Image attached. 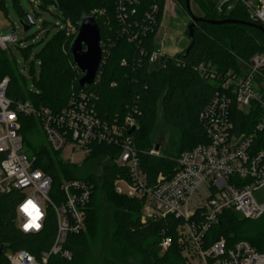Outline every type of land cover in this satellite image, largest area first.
<instances>
[{
	"label": "trees",
	"instance_id": "16d2710c",
	"mask_svg": "<svg viewBox=\"0 0 264 264\" xmlns=\"http://www.w3.org/2000/svg\"><path fill=\"white\" fill-rule=\"evenodd\" d=\"M166 1L142 0L137 14L131 17L132 23H143L150 6L155 2L160 6L155 31L142 36L140 45L137 40L130 42L129 33L123 32L116 0H43L45 4H56L57 16L65 24L70 21L78 26L84 15L95 18L100 27L102 44L105 43L108 49L105 62L99 67L100 79L91 85L79 84L83 73L77 69L70 53L75 35H67L66 30L62 29L38 53L41 61L38 91L28 89L27 80L18 71L16 60L0 47V78L9 79L8 97L29 100L36 108L60 111L71 96L81 91L93 92L98 113L108 120L116 116L123 119L131 109L136 108L137 123L131 134L135 138L143 169L151 181L159 173L172 175L177 168L176 159L184 151L208 143L200 115L220 86L201 77L196 66L208 61L220 71L232 70L243 74L251 58L264 51V32L252 25L259 23L250 20L243 5H237L229 13H219L214 0H197L203 10L200 17L206 21H199L194 26V43L188 53L186 50L191 41L165 66L151 69L141 50L153 49ZM175 1L187 10L185 0ZM13 4L21 20L28 21L19 0H13ZM225 19L240 22L211 24L207 21ZM187 32L189 34V29ZM113 83L116 85L112 86ZM160 108L165 123L180 133L179 154L176 156L148 153L153 147L151 135L156 128ZM231 118L237 132L250 133L259 119V110L256 108L246 113L232 103ZM20 120L25 144L31 156L36 157V165L53 179V196L66 179H85L95 185L88 208L87 230L70 238L74 258L56 257L53 259L55 264H125L130 259L137 264H186L176 232L182 220L168 215L143 223V202L116 192L115 180L127 176V171L114 162L117 148L93 145L82 163L73 164L63 159L62 152L48 146L36 116H20ZM254 149H264V132L257 135ZM93 166L94 170L86 172V167ZM101 166L102 172L98 174L96 170ZM21 199L19 190L0 192V262L8 251L26 249L38 254L42 249H49L53 242V217L39 234H25L19 230L17 206ZM164 237L172 240L165 251L160 246ZM221 237L230 242L248 240L264 252V215L252 220L241 218L230 210L223 212L219 223L207 233L206 244L209 246ZM95 246H100L97 252ZM54 262L51 260L50 264Z\"/></svg>",
	"mask_w": 264,
	"mask_h": 264
},
{
	"label": "built area",
	"instance_id": "2783aa9c",
	"mask_svg": "<svg viewBox=\"0 0 264 264\" xmlns=\"http://www.w3.org/2000/svg\"><path fill=\"white\" fill-rule=\"evenodd\" d=\"M168 2L164 4L160 26L165 19ZM214 2L219 13H229L237 5H243L250 20L264 27V0ZM141 3L142 0H116L123 32L129 33L130 42L137 40L140 45L142 36L155 31L160 11L159 4L155 2L147 10L143 23H132L131 17L137 14ZM159 28L153 49L141 50L151 69L165 66L174 57L157 45L155 38ZM63 29L67 35L78 32V26L70 21ZM6 40H16V36L0 35V45L4 49ZM101 48L100 65L104 64L108 52L102 41ZM196 70L201 77L220 86L200 115L208 143L184 151L176 159L175 172L168 176L159 173L154 181L142 167L139 150L131 134L137 123L136 108L123 119L116 116L108 120L98 113L94 93L85 91L71 96L60 111L36 108L29 100L8 97L9 79L0 78V192L14 189L21 192L22 199L17 206V226L21 232L39 234L51 217L55 223V235L49 249H42L38 254L26 249L8 251L0 264H50L56 257L73 259L70 238L87 230L88 208L95 189L89 180L66 179L58 193L52 195V177L36 165L35 156L24 151L20 116L29 115L39 119L46 142L55 151L69 149L72 154L83 151L86 157L93 145L117 148L114 162L127 171V176L115 180V190L143 202V223L168 215L182 220L176 232L186 264H264V252L248 240L230 242L221 237L209 246L206 244L207 233L219 223L223 212L230 210L241 218L252 220L264 215V201L259 202L255 197V193L264 188V149H254L257 135L264 132V51L251 58L243 74L232 70L220 71L208 61L199 63ZM99 79L97 72L93 83ZM232 103L246 113L256 108L259 110V119L250 133L236 131L231 118ZM148 153L154 155L153 150ZM171 243L170 237H164L160 246L165 251Z\"/></svg>",
	"mask_w": 264,
	"mask_h": 264
},
{
	"label": "rangeland",
	"instance_id": "374dc122",
	"mask_svg": "<svg viewBox=\"0 0 264 264\" xmlns=\"http://www.w3.org/2000/svg\"><path fill=\"white\" fill-rule=\"evenodd\" d=\"M19 2L25 14L32 16L35 25L30 30L25 31L21 24V18L14 8L13 0H0V35L1 37H8L13 34L16 36V40L5 41L6 50L16 60L17 69L25 76L28 89L38 91L37 81L41 75V61L38 53L54 35L63 29L65 23L57 16L58 9L55 3L45 4L43 0H19ZM190 5L195 16L203 15V10L197 0H191ZM190 22L191 17L187 10L175 0H169L165 19L155 38L157 45L161 46L163 51L171 56L183 52L190 42L187 32ZM179 141L180 133L165 123L160 108L156 128L151 135L153 147L150 151L153 150L154 155L157 156H176L179 154ZM157 146L158 149H156ZM24 151L31 156V151L26 144ZM62 157L67 162L80 164L84 160L85 154L83 151L72 154L67 149L62 152ZM94 167H86V172L91 169L94 170ZM96 172L101 174L102 166ZM255 197L259 202L264 201V188L257 191ZM99 249L100 246H95L96 252ZM125 264L137 263L130 259Z\"/></svg>",
	"mask_w": 264,
	"mask_h": 264
},
{
	"label": "water",
	"instance_id": "95a60500",
	"mask_svg": "<svg viewBox=\"0 0 264 264\" xmlns=\"http://www.w3.org/2000/svg\"><path fill=\"white\" fill-rule=\"evenodd\" d=\"M187 11L191 17L192 22L189 24V40L191 44L186 50V54L194 43V26L199 21H206L202 17L195 16L191 11V0H185ZM211 24H223V23H239L238 20L225 19L222 21L218 20H207ZM21 24L25 31L30 30L34 25L32 16L28 15V21L21 20ZM261 29L264 32V27L261 24H252ZM70 53L73 57V61L77 69L83 73L82 78L79 80L81 86L91 85L96 77L99 70L101 59H102V48H101V31L95 18L90 15H84L78 25V32L75 35L71 46ZM134 128L132 129V131ZM159 147L157 146L156 149Z\"/></svg>",
	"mask_w": 264,
	"mask_h": 264
},
{
	"label": "snow or ice",
	"instance_id": "6c2138e0",
	"mask_svg": "<svg viewBox=\"0 0 264 264\" xmlns=\"http://www.w3.org/2000/svg\"><path fill=\"white\" fill-rule=\"evenodd\" d=\"M29 204H31V202H29ZM34 207V206H33Z\"/></svg>",
	"mask_w": 264,
	"mask_h": 264
}]
</instances>
